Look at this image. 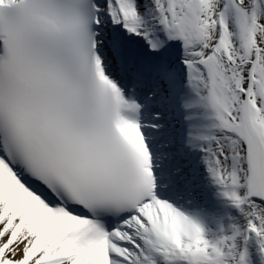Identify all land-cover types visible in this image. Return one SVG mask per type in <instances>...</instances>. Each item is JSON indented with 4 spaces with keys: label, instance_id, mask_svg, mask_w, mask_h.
<instances>
[{
    "label": "snow or ice",
    "instance_id": "snow-or-ice-1",
    "mask_svg": "<svg viewBox=\"0 0 264 264\" xmlns=\"http://www.w3.org/2000/svg\"><path fill=\"white\" fill-rule=\"evenodd\" d=\"M0 264H264V0H0Z\"/></svg>",
    "mask_w": 264,
    "mask_h": 264
},
{
    "label": "bare ground",
    "instance_id": "bare-ground-1",
    "mask_svg": "<svg viewBox=\"0 0 264 264\" xmlns=\"http://www.w3.org/2000/svg\"><path fill=\"white\" fill-rule=\"evenodd\" d=\"M197 200L201 205L205 206L209 213L223 214L224 212L228 211L222 200L214 199L211 197L209 199H206L203 195L200 194L197 195Z\"/></svg>",
    "mask_w": 264,
    "mask_h": 264
}]
</instances>
